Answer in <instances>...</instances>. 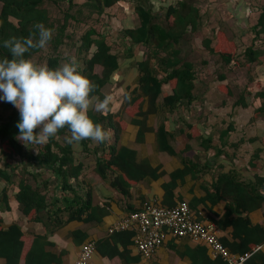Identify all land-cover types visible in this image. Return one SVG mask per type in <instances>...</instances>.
<instances>
[{
	"label": "crops",
	"instance_id": "crops-1",
	"mask_svg": "<svg viewBox=\"0 0 264 264\" xmlns=\"http://www.w3.org/2000/svg\"><path fill=\"white\" fill-rule=\"evenodd\" d=\"M141 48L133 57L122 60L103 89L104 95L113 98L108 113L118 116L116 121L122 126L116 149L134 152L126 159L130 167H111L98 174L95 169L99 160L111 153L98 151L99 144L95 143L88 151L81 143L74 144L75 166L82 167L81 176L65 189L53 169L33 164L31 171L43 173L41 191L48 200L47 210L36 221H28L15 198L19 177L14 174L9 182L0 181V226L8 229L19 224L24 234L19 264H26V255L37 236H48L51 245L45 246V253L58 259L53 264H74L88 242L97 246L92 264H222L206 244L189 238H170L146 259L134 243L135 229L111 232L145 202L174 207L181 201L188 202L198 220L217 226L221 243L233 256L250 253L249 260L260 254L261 259L249 263L264 264V113L256 114L262 100L255 97V92L253 101L245 96L246 107L237 105L245 92L235 99V93L230 96L221 91L228 85V77L219 79L216 85L202 83L205 89L198 93L202 77L197 75L191 103L170 110L164 98L173 90L167 84L155 107L146 101L142 106L145 115L135 114V110L130 114L125 108L127 97L140 80L137 62L147 57L145 47ZM135 107L138 109V104ZM161 127L167 131L162 143L173 153L159 145ZM112 137L113 132L109 145ZM31 154L30 161L38 163L39 153ZM22 162L20 157L0 153V169L21 170ZM236 182L240 189L233 187ZM220 183L233 193L219 191ZM5 191L8 202L2 198ZM7 259L0 256V264H8Z\"/></svg>",
	"mask_w": 264,
	"mask_h": 264
},
{
	"label": "trees",
	"instance_id": "trees-1",
	"mask_svg": "<svg viewBox=\"0 0 264 264\" xmlns=\"http://www.w3.org/2000/svg\"><path fill=\"white\" fill-rule=\"evenodd\" d=\"M46 1L49 0H0V58H11L9 51L2 46L4 40L12 36L27 38L33 34L38 38V30L35 28L37 23H42L45 27L53 29V24L50 23V13L44 7ZM122 1L125 0H89L86 7L93 14L102 17L107 9H112ZM154 1L158 6L156 8H146L144 5H138L135 8L139 24L134 27H127L120 33L122 39L119 43L122 47L124 46L123 51L115 49L114 45L109 44L110 32H100L95 28L86 31L77 48L78 62L80 65L82 64L80 66L81 74L98 86L93 94L99 95L101 98L104 96L103 89L110 84L111 78L119 70L122 60L133 57L136 49L146 48L147 57L145 60L137 62L140 72L138 86L127 97L125 110L130 114L135 110V114L145 115L142 106L146 101L151 108L155 107L158 98L163 93V86L167 84H170L173 90L172 95L164 98L165 105L170 110L181 104L191 103L195 99L194 87L198 79L196 66L193 62L182 57L181 44L189 37L188 35H196L200 31L203 23L202 11L196 0H182L177 3H174L173 0ZM70 19H73V16L69 13L66 14L64 24L49 43L54 52L64 42ZM252 31H254V42L244 51V56L249 63L262 65L264 40L261 38L264 35V6ZM257 41L261 45L263 44L262 47H255ZM203 45L205 50L218 56L225 65L240 66L239 45L223 29L215 31L213 36L207 37ZM43 50H32L25 54V58L33 59ZM59 65L60 60L58 58L51 57L48 60L49 68L55 69ZM97 67L101 69L100 73H97ZM219 78L221 81L227 80L226 75H221ZM220 89L227 95H234L229 85ZM249 93L250 91H246L240 97L237 105L246 107L245 96ZM255 97L262 100V106L256 110V114L264 113V91L257 92ZM136 104H138V109H135ZM0 106L2 110L9 112L7 119L0 122V148L10 158L20 157L24 161L21 170L16 167L0 169V181L9 182L14 174L19 177L15 198L20 203L21 210L28 221H36L41 213L47 210L48 200L47 195L41 191L43 173L31 171L29 167L35 164L37 168L53 169V174L66 187L65 189L71 188L70 182L81 176L82 167L75 166L74 144L67 142L69 132L66 128L60 130L57 136L51 138L46 144L33 145L39 150V162L30 161L33 159L31 157L33 155L29 151V146L32 145H29V148L25 147L22 142L16 139L19 135V129L16 127L20 120L18 109L2 100ZM89 116L95 123L101 124L105 130L113 132L112 145L108 144L109 141L99 144L98 151L111 154L109 157L105 156L103 161L99 160L95 171L98 174H104L111 167H119L123 170L130 167L131 163L126 159H129V156L132 157L134 152L126 148L118 150L115 146L122 131V126L116 121L118 116L94 111H90ZM38 132L39 129H37ZM227 133L229 132H224V136ZM61 136H66L64 144L58 139ZM158 136L160 147L173 153L171 147L162 143L167 137V131L164 127L160 128ZM91 143V141L85 140L81 142V145L85 151H88L91 150ZM185 151L188 153L190 148L188 147ZM126 154L128 156L124 159ZM218 187L219 191L229 192L231 190V188L225 187L223 183H220ZM233 187L241 188L237 182L234 183ZM229 193L232 194L233 192ZM8 197V191H5L2 196L3 201L8 202ZM238 203L240 207L246 209L242 203L239 201ZM23 237L22 227L19 224L12 225L8 229H3L0 226V256L7 257L8 264H19L24 249ZM47 245H51L48 236L35 237L31 250L26 255V264H53V262L58 261L56 257H52L50 254L46 255L45 246ZM257 257L261 259L262 256L260 254L255 255L253 258L247 259L245 264H250L249 262ZM217 260L222 264H227L225 261L223 262L222 258Z\"/></svg>",
	"mask_w": 264,
	"mask_h": 264
},
{
	"label": "rangeland",
	"instance_id": "rangeland-1",
	"mask_svg": "<svg viewBox=\"0 0 264 264\" xmlns=\"http://www.w3.org/2000/svg\"><path fill=\"white\" fill-rule=\"evenodd\" d=\"M88 1L49 0L45 2L44 7L49 11L50 23L53 24V37L56 36L64 24L66 14H71L73 19L69 21L64 42L59 49L54 52L53 47L48 45L41 53L35 55L33 58L34 63L48 65V60L51 57L58 58L60 64L68 62L73 56L78 60L77 48L79 41L90 28H95L100 32H110L108 41L114 45L115 49L122 50L124 46L118 45V41L122 39L120 33L127 27H134L139 24L135 8L138 5H144L146 8H156L157 6L154 0H125L112 9H107L105 14L99 17L86 7ZM179 1L182 0H173L174 3ZM196 3L202 11V27L196 35H188L189 37L181 44L182 57L193 62L199 77H202L201 84H199L196 92L202 93L205 89L202 87V83L207 84L208 82V84L216 85L220 79L219 77L226 75L228 81L225 83H228L233 89L235 99L243 92L250 91L248 97L253 101V93L264 91V57L262 58V65L249 63L244 56V51L254 42V31L252 29L257 24L261 9L264 6V0H196ZM220 29L226 31L230 38L237 41L240 52V66L233 64L227 66L218 56L205 50L204 40L213 36V33ZM261 39L264 40V35ZM262 45L257 41L255 47L260 48ZM143 51L146 53V48H143ZM96 71L100 73L101 69L97 67ZM8 115L9 112L2 110L0 106V122L6 120ZM58 139L64 144L66 136H61ZM29 147L31 153H39L35 146ZM0 153H3L1 148Z\"/></svg>",
	"mask_w": 264,
	"mask_h": 264
},
{
	"label": "clouds",
	"instance_id": "clouds-1",
	"mask_svg": "<svg viewBox=\"0 0 264 264\" xmlns=\"http://www.w3.org/2000/svg\"><path fill=\"white\" fill-rule=\"evenodd\" d=\"M35 28L38 38L35 34L27 38L12 36L2 42L11 58H0V100L19 111L16 139L25 147L44 145L66 128L69 144L85 140L95 144L108 142L111 130L95 123L89 112H110L112 96L101 98L93 94L98 86L81 74L74 56L55 69L25 58L32 50L46 49L53 39V29L42 23H37Z\"/></svg>",
	"mask_w": 264,
	"mask_h": 264
},
{
	"label": "built area",
	"instance_id": "built-area-1",
	"mask_svg": "<svg viewBox=\"0 0 264 264\" xmlns=\"http://www.w3.org/2000/svg\"><path fill=\"white\" fill-rule=\"evenodd\" d=\"M129 229H135L134 243L146 259L153 257L157 249L170 238H189L202 242L209 247L213 258H222L227 264H245L251 255L246 253L233 256L221 243L217 226L198 220L187 201H181L174 207H161L145 202L139 211L131 213L116 224L111 232ZM96 252L97 246L94 242L86 243L74 264H92Z\"/></svg>",
	"mask_w": 264,
	"mask_h": 264
}]
</instances>
